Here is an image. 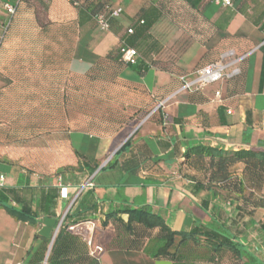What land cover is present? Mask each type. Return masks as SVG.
Here are the masks:
<instances>
[{
    "label": "crops",
    "instance_id": "0c3cea01",
    "mask_svg": "<svg viewBox=\"0 0 264 264\" xmlns=\"http://www.w3.org/2000/svg\"><path fill=\"white\" fill-rule=\"evenodd\" d=\"M43 1L52 8L61 2ZM98 1L120 7L121 12L112 19L108 31H101L87 9L72 8L78 36L72 45L69 67L74 73H85L121 40L130 41L138 53L136 64L143 63L147 68L138 74L126 67L119 76L143 86L155 103L152 117L136 123L119 140H115L116 136L124 133V127L108 137L83 130L69 131L70 146L98 163L91 175L66 172L51 182L38 173L4 164L0 166V189L25 188L28 184L39 190L45 183L57 188L66 186L67 198L58 197L54 211L60 215L62 207L68 210L71 205L72 209L78 205L85 220L75 224L72 231L91 241V251L95 246L102 248L93 252L100 264L99 254H105L106 264H172L167 259H153L154 242L145 237L130 236L131 244L122 250L108 247L115 236L114 227L111 223L102 227L99 221L111 210L146 205L172 230L188 231L193 226L215 224L233 232L235 225L224 217L234 215L236 200L212 198L204 189L194 192L188 175H203L204 170H189L186 164L179 163L187 148L198 145L225 151L264 152V0H232L231 7L203 0L199 9L193 10L199 23L207 28L201 33H189L186 22L177 26L170 15L157 13L153 0ZM25 3L21 1L18 8ZM4 20L2 16L0 30ZM129 27L134 30V38L126 33ZM229 50L233 57L246 55L238 65L240 75L197 91H178L182 85L180 76L191 78L195 69ZM152 61L163 62V67ZM219 86L220 103L213 97V90ZM128 138L130 144L115 160L114 153ZM110 158L115 165L102 168ZM230 171L241 178L245 193L260 196L264 192V172L251 171L245 164H236ZM85 179L91 185L80 190ZM206 199L208 204L204 206L202 201ZM93 203L97 208L90 210ZM121 216L126 219L125 214ZM263 216L264 209L257 208L252 221L245 218V222L255 223ZM51 222V218L43 216L32 223L18 221L0 208V264H40L33 255L42 236L49 235ZM238 240L264 264V233L247 227Z\"/></svg>",
    "mask_w": 264,
    "mask_h": 264
},
{
    "label": "rangeland",
    "instance_id": "374dc122",
    "mask_svg": "<svg viewBox=\"0 0 264 264\" xmlns=\"http://www.w3.org/2000/svg\"><path fill=\"white\" fill-rule=\"evenodd\" d=\"M167 7L173 22H186L189 33L207 30L180 0ZM72 8L66 0L54 8L27 2L0 30V158L51 182L59 168L76 164L69 131L108 137L124 127L119 140L151 118L155 105L142 85L121 78L106 60L94 71L97 79L71 71L69 57L78 36ZM65 212L66 206L60 214ZM99 258L106 264L105 254Z\"/></svg>",
    "mask_w": 264,
    "mask_h": 264
},
{
    "label": "trees",
    "instance_id": "16d2710c",
    "mask_svg": "<svg viewBox=\"0 0 264 264\" xmlns=\"http://www.w3.org/2000/svg\"><path fill=\"white\" fill-rule=\"evenodd\" d=\"M21 1L36 4L45 3L43 0ZM153 1L158 11L157 13L162 11L172 17L169 7H167L168 3L172 0ZM182 1L188 8L198 10L203 0ZM67 2L73 8L79 10L82 8L87 9L91 13L95 24V14L106 12L108 17L110 10L106 9V7L113 8L111 4L107 2L99 3L98 0H87L79 6H73L71 2ZM13 16L2 21L3 32L11 24ZM114 18L108 17L109 29L111 21ZM129 28L132 32L128 33L127 28V35L134 38V30L132 27ZM130 43V41L121 40L117 46L97 59L84 73V77L90 80L98 78L97 76L95 77L94 71L100 70V60H106L111 64L117 74H120L126 67L131 68L138 74H142L147 68V65L143 63L128 64L122 59L120 51L122 47H131L136 50L135 47L130 46ZM261 50L264 53V44L261 46ZM137 58L138 53L136 55V61ZM153 63L163 67V62L152 61ZM240 74L241 72L238 75ZM157 110L159 111V108ZM68 139L70 141V133L68 134ZM129 144L130 138L114 153L113 158L116 160V155L122 154ZM72 147L77 157L76 164L59 168L57 171L58 176L66 172L71 175L76 173L82 174L83 172H87L88 175L93 174L98 168V163L95 159L89 158L79 148ZM113 158L102 168L113 167L115 165ZM4 164L12 166L7 160H1L0 158V166ZM179 164H186L189 170L199 167L204 170L203 175H188V180L192 182L194 192L199 189H204L211 193L212 198L218 197L228 202L236 200L234 215L231 217L226 214L224 217L225 221H230V225H235L233 232H229L228 227L215 224L193 226L188 231L172 230L160 215L153 212L149 206L142 205L135 209L119 208L104 214V219L99 221L100 226L105 227L111 223L115 232V236L109 242L108 247L122 250L131 244L129 241L130 236H140L153 240L154 250L151 254L153 259H167L172 264H263L249 251L244 242L238 240V237L245 233L247 227H252L264 233V216L255 223L252 222L249 224L248 221L245 222V218H249L248 220L252 221L255 209H264V192L260 196L255 195L253 192L245 193L243 181L237 175H233L230 169L236 164H245V167L250 168L251 171L256 170L255 172L257 173L259 171L264 172V152H256L254 150L225 151L198 145L187 148L182 153ZM27 171L37 173L35 171ZM46 180L49 179L46 178ZM61 187L57 188L47 183L42 184L39 190L30 187L28 184L25 185V188L4 187L0 189V208H3L18 221L32 223L36 221L38 216L51 218L52 222L49 227V235L42 236L43 240L33 255V260L36 262L40 264H100L99 259L91 253L87 241L81 235L69 230L70 226L85 220L82 218V211L78 210V205L74 209H72L73 205H71L66 211L47 253L51 235L54 233L61 216V214L56 215L54 211L57 198L60 197ZM89 189L87 188V191ZM202 203L204 206H207L208 200H203ZM96 208V203L89 206L90 210H95ZM122 214L126 215L125 220L122 218Z\"/></svg>",
    "mask_w": 264,
    "mask_h": 264
},
{
    "label": "built area",
    "instance_id": "2783aa9c",
    "mask_svg": "<svg viewBox=\"0 0 264 264\" xmlns=\"http://www.w3.org/2000/svg\"><path fill=\"white\" fill-rule=\"evenodd\" d=\"M71 2L73 6H79L85 3L87 0H66ZM213 4L220 7H231L232 0H210ZM21 0H0V18L3 16L5 19L12 17L17 10V7ZM106 9L110 10V17H116L121 12L120 7H106ZM108 16V17H109ZM106 12L97 13L94 16L96 26L101 31L109 30V22ZM128 33H131L132 30L130 28L127 29ZM122 54V59L128 64H136V50L131 47H122L120 49ZM233 51L229 50L225 53L221 54L220 58L215 61H211L197 69L192 73L191 78H186L184 75L180 76V81L182 85L179 87L180 90L187 91H197L202 89L205 86L217 84L225 79H232L237 76L241 69L238 66L245 58L246 55H242L240 57H233ZM213 97L215 101L222 102V88L216 87L213 90ZM228 113L231 112L230 109L227 110ZM3 176L0 175V187L2 186ZM91 183L89 181L85 182L84 187L90 186ZM83 187V188H84ZM82 188V189H83ZM81 189V190H82ZM80 191V190H79ZM61 198H67V187H61ZM67 211V210H66ZM66 213V212H65ZM65 213L61 216V220L63 219ZM77 225H73L69 227V230H73ZM88 245L91 246V241H87ZM102 248L100 246H95L91 253L94 251H101Z\"/></svg>",
    "mask_w": 264,
    "mask_h": 264
},
{
    "label": "water",
    "instance_id": "95a60500",
    "mask_svg": "<svg viewBox=\"0 0 264 264\" xmlns=\"http://www.w3.org/2000/svg\"><path fill=\"white\" fill-rule=\"evenodd\" d=\"M84 185H85V183L81 185L80 190L84 187ZM61 221H62V220L60 219L59 222H58V224H57V226H56V228H55V230H54V233H53V236H52V238H51V241H50V244H49V247H48V251H47V253L49 252V249H50V246H51V244H52L53 238L55 237V235H56V233H57V231H58V228H59V226H60V224H61ZM44 264H45V263H44Z\"/></svg>",
    "mask_w": 264,
    "mask_h": 264
}]
</instances>
